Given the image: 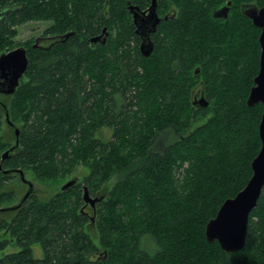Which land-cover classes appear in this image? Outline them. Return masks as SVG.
Returning <instances> with one entry per match:
<instances>
[{"label":"trees","instance_id":"16d2710c","mask_svg":"<svg viewBox=\"0 0 264 264\" xmlns=\"http://www.w3.org/2000/svg\"><path fill=\"white\" fill-rule=\"evenodd\" d=\"M151 1L0 0V55L21 25L48 21L38 42L19 43L29 65L16 91L0 93L20 129L5 159L14 127L0 134V207L21 200L19 173L5 170L56 188L0 211V264H264V187L242 249L206 236L261 148L264 106L247 103L261 29L242 5L264 0H158L146 57L129 7ZM229 1L228 18L214 17ZM200 73L207 106L195 103Z\"/></svg>","mask_w":264,"mask_h":264},{"label":"water","instance_id":"95a60500","mask_svg":"<svg viewBox=\"0 0 264 264\" xmlns=\"http://www.w3.org/2000/svg\"><path fill=\"white\" fill-rule=\"evenodd\" d=\"M223 6L214 12L216 18H228L229 5ZM158 0H152L148 10L140 11L139 7L131 5L130 11L134 15V22L137 25V32L142 36V42L140 45L141 52L144 56L149 57L154 49L155 43L151 38V33L156 30L157 25L161 21V17L157 12ZM243 13L248 16L255 26L261 29L259 42L261 47L260 54V69L254 79V85L250 90V94L247 99L249 106L262 103L264 106V88L261 87V83L264 82V5L258 6L255 3H245L242 5ZM107 31V29H105ZM101 36H97L92 39V42L100 40ZM39 39H37L38 42ZM106 37L103 39L105 42ZM0 93L10 95L13 94L20 84L25 72L29 65V58L27 49L25 46H18L8 52L0 55ZM202 104L208 105V102L202 97ZM196 103V102H195ZM0 105L5 109V115L8 123L14 127L16 135V143L12 147L8 148L2 155V159L7 158L12 150L18 146L19 127L11 122L9 109L5 102L0 99ZM259 133L261 139V148L258 154L252 161V176L249 179L246 186L234 197L228 198L224 201L220 207L217 215L209 220L206 226V236L209 241L217 240L222 249L227 252H235L242 249L245 245L249 216L252 210L256 207L260 198L262 189L264 187V110L259 125ZM6 173L16 172L19 173L21 179L29 185V189L23 195L20 202L6 207H0L2 210H15L29 197L34 190L33 182L26 178L25 172L21 169L5 170ZM75 180H71L65 184L64 187L73 184ZM85 198L88 201L94 202L89 196L87 188L85 189ZM231 207V218L229 227L224 231H212L209 228L212 220L219 217V214L223 212L225 206Z\"/></svg>","mask_w":264,"mask_h":264},{"label":"rangeland","instance_id":"374dc122","mask_svg":"<svg viewBox=\"0 0 264 264\" xmlns=\"http://www.w3.org/2000/svg\"><path fill=\"white\" fill-rule=\"evenodd\" d=\"M226 4L227 3L225 2V5ZM168 14L172 15L173 13L169 10ZM47 23H48V21H43V20H33V21H29V22L24 23L23 25H21L19 27L18 34L16 36V41L19 42V43H26V42H29L32 39L36 40V39L40 38L42 36V33H43L44 29L47 26ZM19 43H17L15 46L16 47L25 46V44H19ZM193 70L195 72L199 73L201 71V66L200 65L199 66H195ZM198 78H199V80L195 84V94H194V95H196L195 102L197 101L200 104H202L200 101L202 99L201 98V96H202L201 92H202V90H204L203 89L204 88L203 83H204V80H205L204 74L200 73ZM2 98L4 99V96L0 94V99H2ZM202 105H204V104H202ZM204 106H206V105H204ZM1 107H0V119H1V122H2V130H1L0 134L2 133L3 135H5V137L11 138L12 130L9 129V127H8V125H10V124L7 122L6 117H5V113L1 109ZM8 148L9 147H7V149ZM7 149H5V151ZM85 171H86L85 168L82 167L81 170H80V175L78 176L79 177V181L83 179L82 176L85 173ZM25 175H26L27 179H29V180H31L33 182L34 187H36L39 190V193L41 194V196H44V197L48 196L49 194H51V192L55 188V186L42 185V183L36 181L34 179V174L31 171H28ZM11 186L18 189L19 194H20L19 197H21V198L23 197V195L29 189V185L27 183H25L23 180H22V183H20V181L18 180L17 177L12 179ZM33 249H34V254H35L36 257L41 258L43 256V250H42V248H41V246L39 244H35ZM14 250H17V248H15L13 246L9 247V249H7V251H14Z\"/></svg>","mask_w":264,"mask_h":264},{"label":"snow or ice","instance_id":"6c2138e0","mask_svg":"<svg viewBox=\"0 0 264 264\" xmlns=\"http://www.w3.org/2000/svg\"><path fill=\"white\" fill-rule=\"evenodd\" d=\"M2 67V65H0ZM261 87L264 88V82L261 83ZM231 218V207L226 205L223 212L219 214L218 218L212 220L209 225L210 230L212 231H224L229 227Z\"/></svg>","mask_w":264,"mask_h":264},{"label":"bare ground","instance_id":"6f19581e","mask_svg":"<svg viewBox=\"0 0 264 264\" xmlns=\"http://www.w3.org/2000/svg\"><path fill=\"white\" fill-rule=\"evenodd\" d=\"M217 65V64H216Z\"/></svg>","mask_w":264,"mask_h":264},{"label":"flooded vegetation","instance_id":"af4514ba","mask_svg":"<svg viewBox=\"0 0 264 264\" xmlns=\"http://www.w3.org/2000/svg\"><path fill=\"white\" fill-rule=\"evenodd\" d=\"M40 40V39H39Z\"/></svg>","mask_w":264,"mask_h":264}]
</instances>
